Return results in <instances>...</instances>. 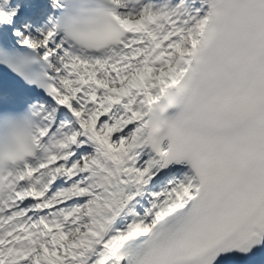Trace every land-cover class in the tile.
<instances>
[{"label": "snow or ice", "instance_id": "obj_1", "mask_svg": "<svg viewBox=\"0 0 264 264\" xmlns=\"http://www.w3.org/2000/svg\"><path fill=\"white\" fill-rule=\"evenodd\" d=\"M0 264H264V0H0Z\"/></svg>", "mask_w": 264, "mask_h": 264}]
</instances>
